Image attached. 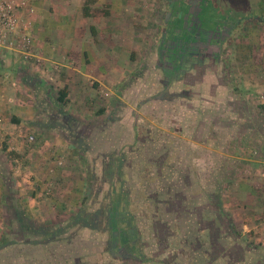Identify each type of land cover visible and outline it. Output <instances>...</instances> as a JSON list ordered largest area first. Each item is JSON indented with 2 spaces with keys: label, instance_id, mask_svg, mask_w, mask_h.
<instances>
[{
  "label": "rangeland",
  "instance_id": "1",
  "mask_svg": "<svg viewBox=\"0 0 264 264\" xmlns=\"http://www.w3.org/2000/svg\"><path fill=\"white\" fill-rule=\"evenodd\" d=\"M205 1L214 18L237 27L222 62L210 70L213 78L233 88L242 85L248 89L245 82L261 81L254 72L255 80L245 78L242 70H255V54L264 48V0ZM170 3L171 0L161 3L164 6L159 11L158 25L167 18ZM162 26H157L155 35L165 31ZM157 63L142 65L130 77L121 91L102 106V112L108 111V118L97 126L84 128L85 137L67 136L73 148L61 153L56 164L62 180L49 185L44 182L38 190L42 198L59 199L61 214L46 222L29 218L39 226L65 229L68 239L71 237L69 241L53 243V252L45 251V258L50 255L55 264H264V249L253 244L245 249V244L238 243L249 241V237L230 225L221 201L226 182L237 175L236 165L244 158L264 157V120L259 122L258 118L253 127L244 128V136H249L227 138L233 158L226 168L222 154H208L207 138L189 136L194 123L188 95L196 94L190 87L199 83L205 76L203 69H208L203 67L195 74L196 69L192 72L184 68L172 77L160 72ZM252 85L246 90L248 98L264 96L251 92ZM180 96L183 102L178 108L174 102ZM176 115L182 118L177 130ZM228 124L233 125L224 126ZM218 140L222 145L223 139ZM212 156L216 167L210 170ZM67 165L71 176L62 177L59 167ZM63 178L70 181L66 183ZM119 187L127 193L130 218L138 229V240L127 246L119 242L117 235L114 241L111 238V191ZM9 221V230L6 226L0 228V239L18 240L9 247L11 252L20 244L37 239L26 234L30 232L17 234L21 231L17 221ZM37 241L43 245L50 242L44 237ZM12 254L16 257H10L13 264L38 263L33 251L16 250ZM247 256L256 260L246 261ZM82 257L80 261L78 258Z\"/></svg>",
  "mask_w": 264,
  "mask_h": 264
},
{
  "label": "crops",
  "instance_id": "2",
  "mask_svg": "<svg viewBox=\"0 0 264 264\" xmlns=\"http://www.w3.org/2000/svg\"><path fill=\"white\" fill-rule=\"evenodd\" d=\"M13 1L26 2L20 17L25 25L22 31L32 38V47L29 56L25 55L21 44L16 49H0L2 229L7 223L10 226L9 218L16 215V210L44 222L57 216L59 199L42 198L38 190L44 182L55 184L59 179L58 156L73 148L67 136L85 137L84 128L97 126L100 120L108 118V111L102 112V106L121 91L142 65L151 66L150 62L157 63L159 59L160 72L172 77L181 73L165 57L174 10L168 7L170 26L166 17L164 23H157L164 0ZM161 25L165 31L155 35L157 26ZM255 58L258 64L255 70L246 67L242 73L248 78L254 72L261 81L252 77L255 81L245 82V86L249 89L248 85L254 84L251 92L264 95V48L258 50ZM201 68H197L195 74H199ZM195 69L189 68L192 72ZM203 70L205 76L190 87L196 94L188 95L194 123L189 136L197 140L200 136L207 138L208 154H222L226 166L233 158L230 155L233 148L227 138L243 137L247 125L253 127L256 119L264 120V96L255 95V99H250L246 96L248 89L244 90L242 85L233 88L227 82H215L211 68ZM173 86L176 88L174 83ZM60 90L67 92L64 106L57 99ZM175 99L174 104L179 108L183 100L181 96ZM176 118L177 130L182 118L179 115ZM226 123L233 125L225 128ZM30 136H35L36 142H29ZM210 164L208 168L213 170L216 167L213 156ZM59 168L62 177L71 176V171H66L70 170L68 165ZM235 170L237 175L226 182L223 190L224 215L232 227L245 238L249 237L245 245L264 249V157L244 158ZM71 204H75L74 199ZM6 230H9L7 226Z\"/></svg>",
  "mask_w": 264,
  "mask_h": 264
},
{
  "label": "flooded vegetation",
  "instance_id": "3",
  "mask_svg": "<svg viewBox=\"0 0 264 264\" xmlns=\"http://www.w3.org/2000/svg\"><path fill=\"white\" fill-rule=\"evenodd\" d=\"M169 5L174 10V17L166 46L168 63L178 72L190 67L196 70L204 66L207 69L216 68V64L222 62L237 27L214 18L205 0H171ZM170 13L166 18L168 26Z\"/></svg>",
  "mask_w": 264,
  "mask_h": 264
},
{
  "label": "trees",
  "instance_id": "4",
  "mask_svg": "<svg viewBox=\"0 0 264 264\" xmlns=\"http://www.w3.org/2000/svg\"><path fill=\"white\" fill-rule=\"evenodd\" d=\"M263 19V18H262ZM264 20V19H263ZM58 95V102L64 106L67 103V92L65 90H60L57 93ZM263 116H264V106L262 107ZM73 137V136H72ZM75 138H78L76 136ZM112 201H111V211H110V229L112 234V241H114V238L116 235H119V240L122 244H130L131 242H135L138 240V229L136 226V223L133 221V219L130 218V204L131 202L127 198V193H125L121 187L114 188L111 191ZM15 216L11 218L12 220L15 219L18 223V228H20V232L18 231L17 234H23L25 231L30 232L26 233L29 234L35 238H48L50 240L49 243L46 245H43L40 243V241H37V239H34L32 243L28 244H20L19 247L17 246L16 250H30L34 252V258L37 260L36 262L41 264H55L56 262L53 260V258H49L50 255H47L45 258V251L53 252L52 244L56 242H64L69 241L71 237L68 239L67 233L65 232V229H62L61 231H57L55 229H52V227H43V225H38L37 223H32V220H30L25 213L15 211ZM13 225V222H12ZM71 235V234H70ZM8 236V235H6ZM72 236V235H71ZM62 238V239H59ZM242 240V239H240ZM18 240L12 241L11 238L5 239L2 237L0 239V264H13L11 263V258L14 254L10 251L11 246H13ZM245 244H247V241H245ZM244 242L239 241L238 243L244 244ZM29 246L32 248H29ZM247 245H245V249ZM12 254V255H11ZM251 256V255H250ZM246 257V261L249 260H256L254 257ZM51 257V256H50ZM16 258V257H13ZM80 261L83 260L82 258H78ZM76 259L75 261H77ZM37 263V264H38ZM15 264V263H14ZM30 264V263H28ZM66 264V263H65ZM70 264H77L76 262H71Z\"/></svg>",
  "mask_w": 264,
  "mask_h": 264
},
{
  "label": "built area",
  "instance_id": "5",
  "mask_svg": "<svg viewBox=\"0 0 264 264\" xmlns=\"http://www.w3.org/2000/svg\"><path fill=\"white\" fill-rule=\"evenodd\" d=\"M25 7V1H0V49H16L21 44L25 55L29 56L32 38L22 31L25 25L20 17ZM29 142H36V137L30 136Z\"/></svg>",
  "mask_w": 264,
  "mask_h": 264
}]
</instances>
